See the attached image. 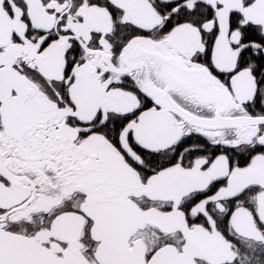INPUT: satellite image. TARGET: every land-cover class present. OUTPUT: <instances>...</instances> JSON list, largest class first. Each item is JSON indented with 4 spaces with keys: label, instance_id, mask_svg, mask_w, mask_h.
I'll return each mask as SVG.
<instances>
[{
    "label": "snow or ice",
    "instance_id": "snow-or-ice-1",
    "mask_svg": "<svg viewBox=\"0 0 264 264\" xmlns=\"http://www.w3.org/2000/svg\"><path fill=\"white\" fill-rule=\"evenodd\" d=\"M0 264H264V0H0Z\"/></svg>",
    "mask_w": 264,
    "mask_h": 264
}]
</instances>
